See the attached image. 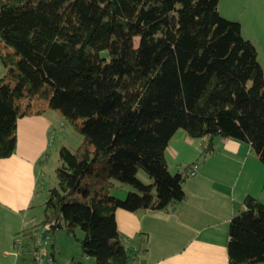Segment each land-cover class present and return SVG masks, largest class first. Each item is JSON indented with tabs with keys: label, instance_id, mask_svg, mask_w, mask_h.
<instances>
[{
	"label": "trees",
	"instance_id": "trees-1",
	"mask_svg": "<svg viewBox=\"0 0 264 264\" xmlns=\"http://www.w3.org/2000/svg\"><path fill=\"white\" fill-rule=\"evenodd\" d=\"M218 3L0 0V159L15 151L17 119L32 112L57 111L81 136L74 150L59 148L57 186L27 244L45 225L44 235L80 231L81 255L94 264H130L114 212L183 200L198 159L168 171L164 152L179 129L200 140L199 158L223 138L264 164L263 71ZM114 183L131 187L123 199L111 194ZM242 206L229 219L227 264H264V201L246 195Z\"/></svg>",
	"mask_w": 264,
	"mask_h": 264
},
{
	"label": "crops",
	"instance_id": "crops-1",
	"mask_svg": "<svg viewBox=\"0 0 264 264\" xmlns=\"http://www.w3.org/2000/svg\"><path fill=\"white\" fill-rule=\"evenodd\" d=\"M232 4L243 5L251 26L264 22V0H236V3L232 0ZM64 122L60 114L51 109L32 112L16 121L15 151L0 159V264L30 262L29 254H18L14 239L35 230L43 220V204L48 191L57 183L54 180L46 188V173L55 172L59 166V148L74 150L81 142L79 136L68 139L60 134L61 139L54 146L55 135L63 133L60 128L65 126ZM201 150L200 140L188 138L182 129L173 134L165 149L169 172L170 161L175 160L173 165L179 171L198 159L195 174L183 183L182 201L165 210H115L118 234L133 251L134 263L131 258L130 264H227V223L242 208L246 195L259 199L264 171L259 176L257 189L250 173H246L251 178L247 184L249 189L241 192V187L239 194H235L232 184L239 171L241 174L250 160H254L249 146L232 139L216 138L211 152L199 158ZM141 172L138 171L137 176L142 182L153 183ZM115 187L125 193L129 190L118 183H114ZM82 237L80 231L75 232L74 239L63 230L51 234L49 252L57 264H94L92 258L81 255L78 239Z\"/></svg>",
	"mask_w": 264,
	"mask_h": 264
},
{
	"label": "rangeland",
	"instance_id": "rangeland-1",
	"mask_svg": "<svg viewBox=\"0 0 264 264\" xmlns=\"http://www.w3.org/2000/svg\"><path fill=\"white\" fill-rule=\"evenodd\" d=\"M234 1L236 3V0H233V2ZM218 6H219L218 12L220 13V15L225 14V15L231 17V18H229V17H227V18L233 19V20L237 21L238 23L240 22L239 25H240L241 36L245 39L250 40L252 42L253 46L255 47V50L257 51V58H258V61H259L260 65L263 69L262 71H263V75H264V37L262 36V35H264V22H262L261 24L255 25L254 26L255 29H254V27L251 26L248 23V20L245 18V11L243 9V5L241 4L240 6H236V5L233 6L232 0H220V5L218 3ZM260 33H261V35H260ZM0 44H2V43H0ZM9 50L10 49H5V48L3 49L4 52L5 51L8 52ZM3 75H4V68H3L1 60H0V78ZM34 108L35 107H33V109ZM64 123H66L65 126L60 128L61 131H63V133L60 132L57 135H55V139L53 141L54 146L58 143V141H60V139H61L60 134L66 135L68 139L71 137H77V136H79L81 138L80 134H78V132L73 128L72 124H70L67 121H65ZM56 136L58 139L56 138ZM69 144L72 145L74 143L70 142ZM253 155H254L253 156L254 160H250V162L246 165L244 171L241 174L239 171V175H237V178L235 180V184H232L235 194H239V192H240L239 189L241 187H243L241 192L248 190L249 188L247 187V184L250 183L251 178H252L254 187L256 189L258 188L257 183L259 182V176L264 171V164L260 161V159L256 156V154H253ZM170 162L172 163V165H170L171 166L170 173L174 174L177 170V169H175V167L173 165V163H175V160L170 161ZM251 167H252V170H249V168H251ZM257 167H261V168H259L261 170L258 171ZM139 171H141V170H139ZM141 173H143V175H146L143 171ZM246 173L247 174L250 173L251 178H248ZM54 175H55V172L52 170H48V172L46 173V178H45L46 179L45 180L46 181V183H45L46 188L49 187L47 184L52 185V182L54 180L57 181L56 175L55 176ZM56 186H57V183H56L55 187ZM126 187L128 189H131L130 186H126ZM259 188H260L259 200L264 201V177L263 176H262ZM121 190H122L121 188L115 187L111 190V194L116 196L118 199H123L125 197L126 193L121 192ZM153 191H154V188H153ZM228 223H229V221H228ZM228 223H227V228H228ZM62 230L64 231V229H56L55 231H58V232L61 231L62 232ZM65 234H67V233L65 232ZM67 235H69V234H67ZM69 236L74 239V237H72L71 235H69ZM79 249H80V247H79Z\"/></svg>",
	"mask_w": 264,
	"mask_h": 264
},
{
	"label": "built area",
	"instance_id": "built-area-1",
	"mask_svg": "<svg viewBox=\"0 0 264 264\" xmlns=\"http://www.w3.org/2000/svg\"><path fill=\"white\" fill-rule=\"evenodd\" d=\"M197 166V163L191 165V167L187 171L189 176L195 174ZM46 227L47 225L40 228L39 233L30 244H27L24 240L25 233L18 235L14 239V246L18 254L30 255V262L28 264H54V260L49 252V248L51 245V235L41 234L42 231L46 229ZM132 261L134 263V257H132Z\"/></svg>",
	"mask_w": 264,
	"mask_h": 264
}]
</instances>
